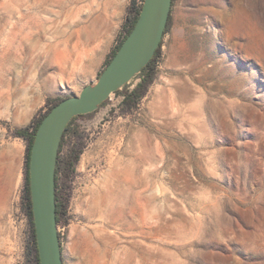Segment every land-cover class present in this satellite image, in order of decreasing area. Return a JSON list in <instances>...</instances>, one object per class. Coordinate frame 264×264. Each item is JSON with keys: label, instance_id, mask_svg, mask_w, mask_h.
<instances>
[{"label": "rangeland", "instance_id": "1", "mask_svg": "<svg viewBox=\"0 0 264 264\" xmlns=\"http://www.w3.org/2000/svg\"><path fill=\"white\" fill-rule=\"evenodd\" d=\"M131 1L0 0V264H35L13 130L96 81ZM120 99L78 120L63 263L264 264V0H173L155 80Z\"/></svg>", "mask_w": 264, "mask_h": 264}, {"label": "water", "instance_id": "2", "mask_svg": "<svg viewBox=\"0 0 264 264\" xmlns=\"http://www.w3.org/2000/svg\"><path fill=\"white\" fill-rule=\"evenodd\" d=\"M171 8L172 0H143L131 31L96 81L60 100L39 123L27 170L39 264H63L56 222L55 168L67 124L74 116L97 110L149 62L163 38Z\"/></svg>", "mask_w": 264, "mask_h": 264}, {"label": "trees", "instance_id": "3", "mask_svg": "<svg viewBox=\"0 0 264 264\" xmlns=\"http://www.w3.org/2000/svg\"><path fill=\"white\" fill-rule=\"evenodd\" d=\"M143 2V0H142ZM173 5V0H172ZM142 4L138 7L135 5L134 0L131 1V15H128L126 18L127 28L125 33L122 35L120 40H118L116 46L110 52L109 58L105 61V65L110 61L113 57L117 49L120 47L121 43L125 39V37L131 31L137 17L139 11L141 9ZM171 18V12L169 14V18L164 30V35L168 31L169 22ZM163 38L155 50L154 55L149 60V62L131 79V81L127 84H124L120 89L114 92L115 95L120 97L119 102V110L122 114L133 113L138 105L140 104L142 98L147 93L149 87L152 85L153 81L156 77V67L161 56V45ZM104 69V68H103ZM102 69V70H103ZM101 70V72H102ZM100 72V73H101ZM99 73V75H100ZM98 75V76H99ZM68 96H64L61 98H55L53 100H49V106L47 109L37 116L33 118L31 122L20 128H16L13 130V134L16 137L22 138L26 142L25 148V182L23 187L22 194V202L26 211V215L28 218L29 229H30V246L28 253H31L33 261L35 264H39L38 253L36 248V241L34 235V226L32 219V210H31V199H30V189H29V176H28V164H29V156H30V148L34 140V134L36 129L41 122L44 115L60 100L66 98ZM108 103V100L101 103L97 110L74 116L69 123L67 124L58 149L57 162L55 168V204H56V222H57V231L58 237L60 241L59 234V225L65 218H67L68 207L71 198V184L75 175V168L80 159V156L84 150L86 145L85 136L83 133V129L81 124L78 122L79 119H91L96 112L103 106ZM66 221V220H65ZM61 246V241H60ZM62 253V247H61ZM63 258V256H62ZM64 264V263H63Z\"/></svg>", "mask_w": 264, "mask_h": 264}, {"label": "crops", "instance_id": "4", "mask_svg": "<svg viewBox=\"0 0 264 264\" xmlns=\"http://www.w3.org/2000/svg\"><path fill=\"white\" fill-rule=\"evenodd\" d=\"M5 210H6V204L2 203V205L0 204V218L5 214Z\"/></svg>", "mask_w": 264, "mask_h": 264}, {"label": "bare ground", "instance_id": "5", "mask_svg": "<svg viewBox=\"0 0 264 264\" xmlns=\"http://www.w3.org/2000/svg\"><path fill=\"white\" fill-rule=\"evenodd\" d=\"M104 33V32H103ZM140 146H141V144H140V142H138L137 144H132L131 145V150H137V149H139L140 148ZM82 159H83V156H82Z\"/></svg>", "mask_w": 264, "mask_h": 264}, {"label": "built area", "instance_id": "6", "mask_svg": "<svg viewBox=\"0 0 264 264\" xmlns=\"http://www.w3.org/2000/svg\"><path fill=\"white\" fill-rule=\"evenodd\" d=\"M134 2L137 7L142 4V0H134Z\"/></svg>", "mask_w": 264, "mask_h": 264}]
</instances>
